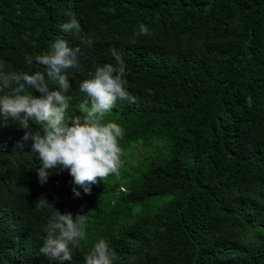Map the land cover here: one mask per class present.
I'll return each instance as SVG.
<instances>
[{
  "label": "trees",
  "instance_id": "1",
  "mask_svg": "<svg viewBox=\"0 0 264 264\" xmlns=\"http://www.w3.org/2000/svg\"><path fill=\"white\" fill-rule=\"evenodd\" d=\"M68 11L78 36L59 27ZM140 24L149 35H134ZM57 39L84 53L83 71L69 70L66 119L83 117L80 84L116 64L113 48L126 65L136 100L105 114L123 130L120 173L79 198L67 170L41 185L32 142L16 149L25 130L0 121V264H61L39 251L56 209L87 216L63 264H84L101 238L113 264H264V0H0L5 71H43L24 56Z\"/></svg>",
  "mask_w": 264,
  "mask_h": 264
},
{
  "label": "clouds",
  "instance_id": "2",
  "mask_svg": "<svg viewBox=\"0 0 264 264\" xmlns=\"http://www.w3.org/2000/svg\"><path fill=\"white\" fill-rule=\"evenodd\" d=\"M68 19L59 25L61 31L79 35L81 25L70 12ZM149 29L139 25L134 35H149ZM40 35L39 30L28 32L24 39L34 42ZM80 43L91 47L94 39L89 36ZM112 56L116 64L105 63L97 66L90 78L80 84V92L86 96L79 110L83 117L66 119L72 97L69 70L72 73L83 71L80 46L70 47L68 41L57 39L50 44L49 51L38 55H25L26 65L34 62L43 71H5L0 63V121L5 124L12 120L18 123L24 135L16 144V149L25 150L31 141L30 152L36 154L40 163L36 167L37 178L41 185L50 175L67 170L73 178L74 198L91 194L92 185L105 181L110 175H119L122 149L119 139L122 128L115 122H105V114L112 110L118 100L134 103L136 97L127 89V70L120 53L113 48ZM46 73V75H45ZM51 82L55 87L49 86ZM34 91L41 95L36 96ZM151 90H149L150 92ZM33 124L37 129L33 130ZM49 201L41 196L35 202L37 209L44 208ZM86 214L52 213L45 231L40 253L53 260L72 261L73 251L81 249L86 239ZM134 259V258H133ZM114 253L108 242L101 238L84 254V264H113Z\"/></svg>",
  "mask_w": 264,
  "mask_h": 264
},
{
  "label": "rangeland",
  "instance_id": "3",
  "mask_svg": "<svg viewBox=\"0 0 264 264\" xmlns=\"http://www.w3.org/2000/svg\"><path fill=\"white\" fill-rule=\"evenodd\" d=\"M161 144H162V143H160V142L157 143L158 146H161ZM154 147H155V143H154ZM153 150H154V149L142 150V153H141V154H139V153L137 152V151H138V150H137V151H136V155H135L133 158H136V157H137V158H136L137 160H138V159H142V158H143V157H142L143 153H144L145 155H147L148 153H150V152L153 151Z\"/></svg>",
  "mask_w": 264,
  "mask_h": 264
}]
</instances>
